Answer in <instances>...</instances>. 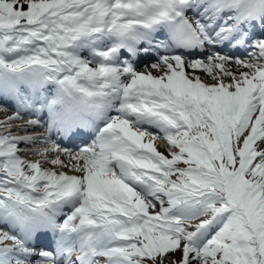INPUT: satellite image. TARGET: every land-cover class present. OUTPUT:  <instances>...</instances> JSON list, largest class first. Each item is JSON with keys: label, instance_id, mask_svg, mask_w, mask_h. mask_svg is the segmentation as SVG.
<instances>
[{"label": "snow or ice", "instance_id": "snow-or-ice-1", "mask_svg": "<svg viewBox=\"0 0 264 264\" xmlns=\"http://www.w3.org/2000/svg\"><path fill=\"white\" fill-rule=\"evenodd\" d=\"M0 101V264H264V0H0Z\"/></svg>", "mask_w": 264, "mask_h": 264}, {"label": "rangeland", "instance_id": "rangeland-1", "mask_svg": "<svg viewBox=\"0 0 264 264\" xmlns=\"http://www.w3.org/2000/svg\"><path fill=\"white\" fill-rule=\"evenodd\" d=\"M139 71V70H138ZM226 83L228 82L227 80L225 81ZM205 83H209V84H211V83H213V81L212 80H210V79H205ZM0 118H2V116H0ZM156 147L157 148H160L161 149V151L162 152H165V148H164V146H163V143L161 142V141H156ZM62 159H64L65 161H67V159H68V157H62ZM46 168H51L50 166H45ZM60 169V168H59ZM67 169H64L63 171H66ZM173 178H175V177H173Z\"/></svg>", "mask_w": 264, "mask_h": 264}, {"label": "bare ground", "instance_id": "bare-ground-1", "mask_svg": "<svg viewBox=\"0 0 264 264\" xmlns=\"http://www.w3.org/2000/svg\"><path fill=\"white\" fill-rule=\"evenodd\" d=\"M144 69V68H143ZM20 124H22V123H20Z\"/></svg>", "mask_w": 264, "mask_h": 264}]
</instances>
